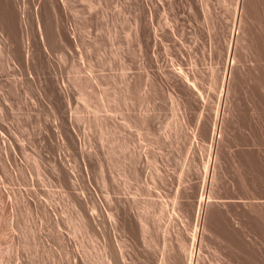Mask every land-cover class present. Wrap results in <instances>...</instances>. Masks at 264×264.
<instances>
[{
    "label": "rangeland",
    "instance_id": "374dc122",
    "mask_svg": "<svg viewBox=\"0 0 264 264\" xmlns=\"http://www.w3.org/2000/svg\"><path fill=\"white\" fill-rule=\"evenodd\" d=\"M260 1L0 0V264H264Z\"/></svg>",
    "mask_w": 264,
    "mask_h": 264
},
{
    "label": "bare ground",
    "instance_id": "6f19581e",
    "mask_svg": "<svg viewBox=\"0 0 264 264\" xmlns=\"http://www.w3.org/2000/svg\"><path fill=\"white\" fill-rule=\"evenodd\" d=\"M263 1V0H262ZM261 1L260 0H236V12H235V15H234V17H233V21H232V29H229V31H231L230 32V39L228 40V43H226V51L228 50V53L226 54V56H224V60H225V70H226V68H227V70L228 69H230V67L231 68H233L234 70H235V66H237V65H235L236 63L235 62H237V64H239V61H238V59H240L239 57H241L242 55H241V51H243L245 48H247L248 47V50H249V48L251 49L252 48V46H254L251 42H253L252 40H250L249 41V44L251 45V47H249V46H247V47H244V44L245 43H247L248 41L246 40L248 37H249V33L251 34L252 32L250 31V30H246V31H249V33L248 32H246L245 31V26L246 25H248V23H250L251 21L253 22V20H251L250 21V19H252L251 18V16L253 15V14H255V13H257L255 10H257L258 12L260 11V10H258V9H260V7H259V5L261 4L260 3ZM263 3H264V1H263ZM57 4V3H56ZM58 5V4H57ZM59 6V5H58ZM58 6H53L54 8H56V7H58ZM259 7V8H258ZM262 7L264 8V6L262 5ZM59 9V8H58ZM58 9H56V10H58ZM62 9L60 8L59 9V12L61 13L62 11H61ZM55 11V10H54ZM56 12V11H55ZM58 11L56 12V13H59ZM240 12V16L238 15V13ZM254 12V13H253ZM262 12V10L259 12V13H261ZM59 13V14H60ZM250 13H253L251 16H249L250 15ZM249 14V15H248ZM258 14V13H257ZM257 14H255V15H257ZM254 15V16H255ZM260 16H262L261 14H259ZM255 16V17H260V16ZM247 17H249L250 19H249V22L247 21ZM253 17V16H252ZM254 17V18H255ZM261 18V19H260ZM260 18H258V19H260V20H262V17H260ZM256 19V18H255ZM259 20V21H260ZM141 21H142V19H141ZM246 21V22H245ZM258 21V22H259ZM252 22H251V24H249V25H252ZM263 22V21H262ZM142 23V22H141ZM245 23H247L246 25H244ZM253 23H255V21L253 22ZM259 23H261V22H259ZM231 25V24H230ZM263 25V26H262ZM262 25H259V26H262V27H264V22H263V24ZM144 26V25H143ZM146 26V25H145ZM145 26H144V28H143V30L145 29ZM235 26H239V27H242V29H239L238 31H239V33H238V31L237 32H235ZM57 27H58V25H57ZM138 27H140V26H137V28ZM262 27H259L260 29L262 28ZM142 28V27H141ZM141 28H139L140 29V31H139V29L137 30V32L136 33H138V31L139 32H141L142 30H141ZM147 28V27H146ZM230 28V27H229ZM244 28V29H243ZM246 28H251V26L249 27V26H247ZM237 29V28H236ZM240 30H241V33H240ZM57 31H58V28H57ZM145 31V30H144ZM59 32V31H58ZM64 32V31H63ZM147 31H145V33H146ZM149 32V31H148ZM248 33V34H246V33ZM262 32V31H261ZM59 34H60V32H59ZM142 35H144V37L146 38V36H145V34H144V32L142 31V33H141ZM151 34V31H150V33H149V35H147L149 38H150V35ZM245 34L247 35V38L244 40V38H245ZM60 37H61V35H59ZM59 36H58V34L56 33V37H57V40H59L60 38H59ZM63 36V35H62ZM64 37V36H63ZM63 37H61L62 39H63ZM66 37V36H65ZM140 37V36H139ZM251 38V37H250ZM141 39V38H140ZM146 39H148V38H146ZM249 40V39H248ZM224 41H225V39H224ZM244 41H246L245 43H244ZM60 42V41H59ZM260 43V42H259ZM261 43H263V42H261ZM260 43V44H261ZM248 43H247V45H249ZM263 44H261V47H263L262 46ZM258 46H259V44H258ZM236 47H238V48H236ZM239 47H243L244 49H241L240 50V54L238 53V50L237 49H239ZM254 47H256V46H254ZM260 47V46H259ZM236 48V49H235ZM237 50V51H235V52H237V53H234V55H233V53H232V57H230V52L232 51V50ZM246 51H248L247 49H245ZM260 50V49H259ZM27 51V50H26ZM244 52V51H243ZM236 54H238V55H236ZM235 55L237 56V58L235 57ZM245 55H243L242 57H244ZM250 58V57H249ZM245 59H246V56H245ZM251 59H253V58H251ZM258 59V61H259V59L260 58H257ZM257 59H256V61H257ZM246 61H247V59H246ZM241 62H242V59H241ZM241 62H240V65H241ZM245 62V60H243V63ZM260 62L261 61H259V64L258 65H260ZM235 63V64H234ZM247 63V62H246ZM252 63H254V62H252ZM256 63H258V62H256ZM255 63V64H256ZM235 66H234V65ZM232 65H233V67H232ZM242 66V65H241ZM245 66V65H244ZM239 69V68H241V67H239V65H238V67H236V69ZM243 68V67H242ZM241 68V69H242ZM233 70V71H234ZM232 70H231V73L233 74V73H235V72H233ZM230 73V74H231ZM226 75H227V73H226ZM232 75H230V77H229V79L231 80V78H232V82L234 81V74H233V76L231 77ZM226 78L227 77H225V80L223 81L224 82V92H226V90H227V88L229 87V85H230V88L231 87H233V86H231V84L233 85V83L229 80V82H228V84H227V82H226ZM228 81V80H227ZM229 88V89H230ZM233 89V88H232ZM232 89H230V92H231V90ZM229 91V90H228ZM230 92H229V94H230ZM226 94H228L227 92H226ZM229 94H228V96H229ZM224 96H225V94H224ZM227 96V95H226ZM262 96V95H261ZM221 111H223V110H221ZM206 127H209L208 129H210V124L208 123V122H206ZM214 133H215V131H214ZM212 134H213V132H212ZM212 136V135H211ZM214 138V137H213ZM212 138V139H213ZM102 167V166H101ZM105 178V177H104ZM105 180V179H104ZM106 182V181H105ZM198 188V187H197ZM204 188H205V186H204ZM107 189V188H106ZM109 191V190H108ZM107 191V192H108ZM201 193H200V196H201V198H200V200H199V203H198V205H197V207L195 206V208H196V210L195 211H193V217H194V219L196 220L197 218H198V215L200 216V212H199V210H200V206L202 205V207L204 206V204H206V201L203 199V198H205L204 197V189L202 188L201 190ZM115 194V193H114ZM109 196V195H108ZM107 195H106V199L107 198H109ZM112 197V196H111ZM110 197V198H111ZM207 199V198H206ZM107 200H109V199H107ZM111 201H112V199H110ZM112 203V205H113V202H111ZM244 203V202H243ZM246 203V202H245ZM252 203V202H251ZM261 203H264V201H261ZM248 204H250V203H248ZM254 204V203H253ZM125 205V204H124ZM247 205V204H246ZM250 205H252V204H250ZM90 208V207H89ZM91 209H93L94 210V208H91ZM90 209V210H91ZM194 210V209H193ZM207 210V209H206ZM206 212V211H205ZM91 214H93V213H91ZM205 214V213H204ZM212 214V213H211ZM213 214H214V211H213ZM91 216H93V215H91ZM203 216H206L207 217V213H206V215H203ZM211 216H213V215H210V217L208 216L207 218L209 219V218H211ZM215 216V215H214ZM214 216H213V218H214ZM205 217V218H206ZM141 219V218H140ZM140 219H139V221H140ZM199 219V218H198ZM204 219V218H203ZM207 219V220H208ZM88 220V219H87ZM91 220H92V218H91ZM201 220V219H200ZM205 220V219H204ZM89 222V221H88ZM141 222V221H140ZM143 222V221H142ZM199 222V221H198ZM115 223V222H114ZM145 223V222H144ZM95 225V224H94ZM144 225V224H143ZM203 225V224H202ZM204 225H207L206 223H205V221H204ZM116 227V226H115ZM197 227H198V225H197ZM204 227V229H205V227L206 226H203ZM75 228V227H74ZM77 229V228H76ZM201 230H202V228H201ZM195 231H197L196 233H199V228H196V230ZM238 231V233L240 232V230L238 229L237 230ZM144 232H145V230H144ZM201 232V231H200ZM75 233V232H74ZM201 234V233H200ZM242 235V234H241ZM239 236V235H238ZM202 237V234L200 235V238ZM231 240V239H230ZM232 241V240H231ZM242 241V240H241ZM233 243V242H232ZM74 249V248H73ZM106 251V250H105ZM186 251H187V248H185V247H182L181 246V248H180V256H182V259L183 260H185V262L187 261V263L188 264H204L203 263V261H201V260H204L203 258L201 259V257H198V256H201V255H198L199 253H198V251H194V250H192V251H190L188 254H186ZM106 255H107V253H106ZM77 257V256H76ZM88 257V256H87ZM107 257V256H106ZM200 258V259H199ZM109 259H110V257H109ZM196 260H198V262H196ZM206 260H208L207 258H206ZM204 261V262H206V263H208L207 261ZM123 261V260H122ZM183 263H184V261H183ZM205 263V264H206ZM242 263V262H241ZM245 263V262H244ZM112 264V263H111ZM185 264V263H184ZM209 264V263H208ZM243 264V263H242Z\"/></svg>",
    "mask_w": 264,
    "mask_h": 264
}]
</instances>
